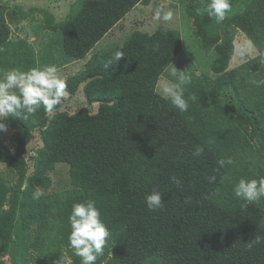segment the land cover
I'll return each instance as SVG.
<instances>
[{
  "label": "trees",
  "instance_id": "1",
  "mask_svg": "<svg viewBox=\"0 0 264 264\" xmlns=\"http://www.w3.org/2000/svg\"><path fill=\"white\" fill-rule=\"evenodd\" d=\"M5 1L0 0V71H26L36 67L34 55L24 39L11 38ZM144 1L84 0L63 21L54 26L48 22L57 28L54 42L60 53L49 52L51 64L65 67L85 58ZM207 2H186L211 74L187 72L192 79L185 91L186 112L155 90L182 50L180 32L135 30L110 50L92 53L79 71L66 77L64 99L82 93L95 111L83 106L70 113L61 102L52 112L41 106L27 120L18 112L3 121L11 129L14 153L3 146L0 159L18 178L13 186L0 179V240L12 244L22 264L42 240L32 238V225L42 227L39 232L50 225L57 245L66 246L72 206L89 199L110 231L96 264H264V242H254L255 236L264 237V198L245 208L233 191L240 178L264 177V87L250 83L264 78V64L259 63L264 57V0H250L219 23V32L211 30L215 16L206 11ZM235 29L258 56L227 70ZM121 47L124 56L114 61ZM32 142L34 152L28 149ZM197 146L204 148L199 157L193 155ZM226 157L234 164L220 168L217 160ZM58 162L68 164L71 185L59 199L48 192L52 180L47 173ZM212 175L216 180L209 183L206 177ZM171 176L181 180L179 186ZM37 187L46 194L34 199ZM153 190L163 193L164 201L155 211L145 202ZM7 195L11 203L3 210ZM66 249L71 264H82L72 247Z\"/></svg>",
  "mask_w": 264,
  "mask_h": 264
},
{
  "label": "rangeland",
  "instance_id": "2",
  "mask_svg": "<svg viewBox=\"0 0 264 264\" xmlns=\"http://www.w3.org/2000/svg\"><path fill=\"white\" fill-rule=\"evenodd\" d=\"M83 1L84 0H6L3 4V6H5L3 12L6 21L9 22L10 30H13L11 38H21L30 44V50L33 52L34 57L33 55L32 57L34 58L33 60L36 66L51 64L53 61H50V58L47 56L50 54L49 52H51L50 55L53 56H59L60 53L58 54L55 49L54 42V35L55 32H57V28L50 27L48 22L54 26L63 21L67 14L72 12L73 9L77 8L78 10ZM249 1L250 0H234L232 11L226 18L239 13L245 8V5L249 3ZM186 2L187 0H145L140 5L131 9L117 25L94 46L93 51L85 58L73 61L67 65H65V63V67H62L60 62L56 63L59 74L62 77H67L79 71L92 53L102 54L110 50L115 44L123 43L135 30L152 33L157 29H175L180 32L182 50L171 63L174 67L180 71L186 70L188 72L193 70L196 74H200L201 72L210 74V58L198 44L199 41L194 34L195 27L193 26L192 19L189 18L186 13ZM158 8H163L165 11L171 10L173 12V19L168 22L157 20L155 18V12ZM219 23L220 22L215 18L211 30L219 32ZM257 56L258 52L249 39L240 30L235 29L233 32V51L229 59L227 70L236 68L241 63L249 59H254ZM62 59L66 58L62 55ZM171 64L160 75L156 83L155 90L157 94L162 82L170 79L169 72ZM2 73L3 71H0V74ZM83 106L91 107L82 93L62 101V109L68 110L70 113ZM91 110L95 111V106H92ZM10 135L11 129L6 125V130L0 131V148L4 146L11 153H14ZM34 145L35 142L29 145L28 149L30 152L35 151ZM27 173L30 174V171ZM47 173L52 180L48 192H51V194L55 195L58 199L63 198L61 196L71 187L68 179V164L58 162L54 169ZM17 178L18 175L16 170L0 159V179L5 184L13 186ZM10 203L11 201H9L7 195L6 202L2 209H8ZM15 220L19 221L18 217H16ZM49 228L50 225L39 232L42 227L32 225L29 231L32 238L38 237L42 240L39 245L31 250V256L28 257V261L25 264L72 263V258L66 249L71 248V245H57V241L55 240L57 234ZM0 264H22L21 256H18L17 253L13 251L12 244L8 243L7 246H5L4 240H0Z\"/></svg>",
  "mask_w": 264,
  "mask_h": 264
},
{
  "label": "clouds",
  "instance_id": "3",
  "mask_svg": "<svg viewBox=\"0 0 264 264\" xmlns=\"http://www.w3.org/2000/svg\"><path fill=\"white\" fill-rule=\"evenodd\" d=\"M206 11L209 15L215 16L218 22H222L232 11V5L230 0H208ZM155 18L168 22L173 19V12L158 8ZM122 56L124 52L121 47V50L113 54L112 59L117 61ZM259 63L264 64V57L259 58ZM111 64L112 61H109L105 64V68ZM169 77L170 79L162 82L158 94L179 111L186 112L189 108V100L185 97V91L186 86L191 83V75L186 70L180 71L171 64ZM250 83L257 88L264 87V78L251 79ZM67 88V78L59 74V69L54 64L32 67L26 71L13 68L3 72L0 74V131L6 130L3 121L18 112L23 113L21 117L24 120L35 115L41 106L47 112H52L67 96ZM203 152L204 148L197 146L193 155L199 157ZM217 164L220 168H224L226 165H233L234 161L231 157L220 158ZM206 179L209 183H214L216 177L212 175ZM170 180L177 186L181 183L176 176H171ZM24 187L27 189V184ZM233 191L235 197L245 202L242 207L246 208L249 203L264 198V177L240 178L234 185ZM45 194L44 189L37 187L32 196L34 199H39ZM162 196L163 193L158 190L146 194L147 207L153 211L163 208ZM69 223L71 226L69 241L76 255L81 257L82 264H96L98 257L104 253L106 237H110V231L101 220V212L96 202L89 199L74 203L69 215ZM254 242L260 244L264 242V237L255 236ZM251 246L249 244V247Z\"/></svg>",
  "mask_w": 264,
  "mask_h": 264
}]
</instances>
